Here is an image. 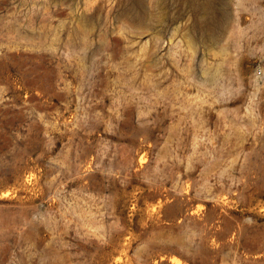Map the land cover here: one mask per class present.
Wrapping results in <instances>:
<instances>
[{
  "label": "rangeland",
  "instance_id": "obj_1",
  "mask_svg": "<svg viewBox=\"0 0 264 264\" xmlns=\"http://www.w3.org/2000/svg\"><path fill=\"white\" fill-rule=\"evenodd\" d=\"M171 258L264 264V0H0V264Z\"/></svg>",
  "mask_w": 264,
  "mask_h": 264
},
{
  "label": "bare ground",
  "instance_id": "obj_2",
  "mask_svg": "<svg viewBox=\"0 0 264 264\" xmlns=\"http://www.w3.org/2000/svg\"><path fill=\"white\" fill-rule=\"evenodd\" d=\"M181 205V204H180ZM187 207V206H186ZM192 207V206H191ZM201 206H195L193 209H192V211H193V214H198V213H200L201 212V208H200ZM180 209V208H179ZM191 212V211H190ZM167 214L169 215V211L167 212ZM167 215V216H168ZM171 215V214H170ZM177 218V217H176ZM175 262H176V260H175ZM169 263H173L174 264V262H173V260H172V258H171V260H170V262ZM178 262H176L175 264H177Z\"/></svg>",
  "mask_w": 264,
  "mask_h": 264
},
{
  "label": "water",
  "instance_id": "obj_3",
  "mask_svg": "<svg viewBox=\"0 0 264 264\" xmlns=\"http://www.w3.org/2000/svg\"><path fill=\"white\" fill-rule=\"evenodd\" d=\"M166 264H168V263H166Z\"/></svg>",
  "mask_w": 264,
  "mask_h": 264
}]
</instances>
